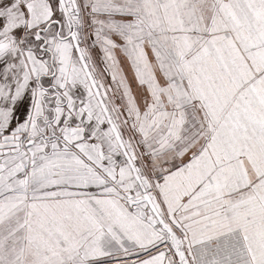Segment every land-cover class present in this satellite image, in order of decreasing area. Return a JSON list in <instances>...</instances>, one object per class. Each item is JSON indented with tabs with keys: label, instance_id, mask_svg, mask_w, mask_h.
Masks as SVG:
<instances>
[{
	"label": "snow or ice",
	"instance_id": "6c2138e0",
	"mask_svg": "<svg viewBox=\"0 0 264 264\" xmlns=\"http://www.w3.org/2000/svg\"><path fill=\"white\" fill-rule=\"evenodd\" d=\"M0 264H264V0H0Z\"/></svg>",
	"mask_w": 264,
	"mask_h": 264
}]
</instances>
